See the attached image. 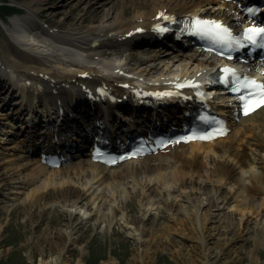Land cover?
I'll return each mask as SVG.
<instances>
[{
	"label": "bare ground",
	"instance_id": "bare-ground-1",
	"mask_svg": "<svg viewBox=\"0 0 264 264\" xmlns=\"http://www.w3.org/2000/svg\"><path fill=\"white\" fill-rule=\"evenodd\" d=\"M111 1L113 6L96 7L82 16L69 13L72 22H78L76 27L62 26L60 20L46 17L42 7L49 0H27L21 4L24 13L12 15L9 23L1 22L9 36L6 42L0 41V96L6 105H16L6 113L11 114L7 125L11 120L18 127L15 133L21 135L18 144L11 146V153L15 156V169L36 165L33 172L26 174L32 176L30 182L37 183L36 187L26 192L11 189L9 193L16 196L11 199L17 201L12 206L21 205L33 225L37 209L43 216L50 215L44 231L35 238V228L30 229L31 235L23 244L40 250L42 257L37 264H70V252L73 247H80L76 264H82L87 251L82 240L89 228L96 229L102 222L113 228L120 216L132 223L127 225L136 246L142 248L134 263L155 264L158 247L178 251L189 241L193 253L186 264H243L246 237L257 240L248 255L250 264L258 262L255 249L261 245L257 236L264 232V222L244 210L240 218L237 214L239 205L250 209L254 208L251 204L264 199V107L231 123L224 138L177 144L113 165L94 161L91 152L70 160L71 150L65 148L58 168L43 164L46 156L42 152L32 160V152L58 148L59 145L44 140L46 136L66 135L72 146H78L84 145L93 133L101 132L105 123L119 133L123 124L116 110L126 111L123 108L128 114H132L129 110L143 109L141 116L149 120L147 125L151 121L164 125L181 114L170 108L176 99L199 97L201 89L207 87L204 81L217 73L225 61L194 48L178 60L173 59L184 62L177 75H158L161 52L168 53V49L155 43L165 42L164 29L177 25V19L222 20L234 28L251 23L241 9L244 0ZM56 13H64V18L68 15L63 11ZM172 34L179 40L175 45H185L180 33ZM140 42L158 53L138 58L136 52L126 55L121 51ZM111 45L119 47L106 48ZM114 56L119 60H112ZM163 65L175 67L170 62ZM245 67L260 66L250 63ZM215 101L224 103L228 111H239L227 107L223 96ZM129 120L131 116L125 115L124 125ZM38 122H45V127L41 125L38 130ZM118 136L120 140L121 135ZM245 137L248 140L242 145ZM226 139L228 143L222 142ZM8 176L9 173L0 171L1 189L11 185ZM226 185L238 202L234 210H225L205 195L210 187L218 194ZM22 193L26 197L22 198ZM132 199L137 200L142 211L135 221H129L134 210L127 209ZM220 199L227 201L228 197ZM161 200L166 205H161ZM50 213H62L63 222L58 223ZM163 213L172 222L169 225L173 229L169 231L147 223L149 216ZM195 223L197 226L193 227ZM4 225L0 231H4ZM190 230L196 233L195 237ZM5 252V248H0V256ZM99 264L118 262L111 257Z\"/></svg>",
	"mask_w": 264,
	"mask_h": 264
},
{
	"label": "rangeland",
	"instance_id": "rangeland-1",
	"mask_svg": "<svg viewBox=\"0 0 264 264\" xmlns=\"http://www.w3.org/2000/svg\"><path fill=\"white\" fill-rule=\"evenodd\" d=\"M26 1L27 0H0V41L2 43L6 42V38L9 36V34H7L2 29L1 22L6 21L9 23V18L12 15L24 13L26 10L21 4L25 3ZM113 2L114 1L111 0H92L91 3H83L75 0H49L48 4L44 5L42 9L46 12V17H52L51 19L54 21L60 20L62 26L76 27L78 22L77 24L72 22V19L69 18L71 14L75 13L78 14V16H82L87 12L92 11V9L96 7L104 9L106 7L108 8L109 6H113ZM60 11L66 12V14L68 13L67 17H63L64 13H62V15H60V13H56ZM89 25L97 26L98 23H89ZM116 46L117 45H111L107 46L106 48L119 47ZM154 49L155 48H151L150 46L140 42L135 46L123 48L121 51L126 55L128 52H136V54L138 53L137 57H148L151 56L152 53L157 52L153 51ZM167 52L168 53L165 54L161 52L163 54L161 57L162 61L159 62H162V64L160 70L158 71V75L160 73L164 74L166 77H172L177 75V73L182 70L181 65L184 63L181 60L174 62L173 59L177 58L178 60L180 56H183L185 51L183 52L181 50L178 51L169 49ZM186 52L189 53L190 50H187ZM111 59L119 60V58L115 56L111 57ZM163 62H170L171 65L175 64V67H171V69L164 67ZM1 106L2 104L0 103V117L1 119L3 118L2 123H0V171L9 173L10 176H8L7 181L12 183L7 187V189H1L0 187V228L3 224L6 226L4 231H0V248L6 249V252L0 256V264H37L42 257L40 250L30 247L28 243L25 245L23 243H25L27 238L31 235L29 232L30 229L35 228V238H37L40 233L44 231L49 221L50 215L46 214L43 216L40 213V209H37L35 211V215L33 216L34 221H36L34 222L35 225H33V222L27 219L28 214L21 205L18 204L15 205V207L12 206V204H16L17 201L14 202L11 199L16 197L14 194L9 193L12 191L11 189H13V191L22 190L23 192H26L36 187L37 183L30 182L32 181L30 180L32 176L26 175L31 171L33 172L36 168V165L35 163L29 165V167L24 170L15 169V156L11 153L13 151L11 146L18 144L20 136H15L11 131H5V129H9L5 128L8 127L6 126L8 119H4V117H6L5 115H7V108H3ZM247 137L250 138L251 135ZM247 137L243 138L242 145H244L248 140ZM222 142L228 143L229 140L226 139ZM31 158L32 160H35L36 156H31ZM20 173H23V178L21 177ZM28 181L30 183H28ZM23 182L25 183L23 184ZM19 186H21L22 189L11 188ZM205 195L210 197L212 201H214V204L221 206L225 210H234L236 206L238 207V202L233 196H231L229 185L221 187L218 191V194L214 193L210 187L207 189ZM225 196L228 197L227 201H219L221 200L220 197ZM21 197H26V194L22 193ZM262 200L264 201V199H261L260 201L258 199L256 201L257 203L254 202V205L251 204L250 206H254V208L251 207L250 209H247L248 207L245 206L243 207V205H239L240 210H238V218L242 216L241 210H244L246 212L253 213V215L257 216L260 221L264 222V202ZM159 203L161 205H166V202H163L162 200ZM131 208L134 211L133 216L129 218V221H135L142 215V211L140 210V206L136 199H132L130 205L127 206V209L130 210ZM49 212H51V210ZM50 214L58 223L63 222L64 215H62V213ZM116 220L117 222L113 228H108L105 222L97 225L96 229L92 227L89 228L82 240L84 244H87V247H85L87 251L82 264H99L102 260L109 259L111 257H113L115 261L118 262V264H142L140 261L134 263L136 260L135 256L142 252V248L139 249L136 246V241L130 232L131 230L129 225L132 223H129L128 220L125 221L123 218L121 219L120 216ZM93 222L94 221L91 220L90 224H93ZM147 223L154 227L163 228L164 230L168 231L173 229V225H169L172 224V222H170V218L166 213H163L160 216H149L147 218ZM196 226L197 225L195 223L193 227ZM190 231L192 236L195 237L196 233H192V230ZM257 238L261 240V245L255 249V256L259 261L254 264H264V232H260ZM256 242L257 240L252 237H246L245 241L243 242L245 251L243 264L251 263V258H249L248 254L252 249L254 250ZM188 243L189 241H186V243L183 244L178 251H173V249L171 250L169 247H158L154 257L155 264H186L190 260L193 253V249L188 245ZM79 248L80 247H73L72 251L70 252V264H76Z\"/></svg>",
	"mask_w": 264,
	"mask_h": 264
},
{
	"label": "snow or ice",
	"instance_id": "snow-or-ice-1",
	"mask_svg": "<svg viewBox=\"0 0 264 264\" xmlns=\"http://www.w3.org/2000/svg\"><path fill=\"white\" fill-rule=\"evenodd\" d=\"M196 25H197V31L200 34H209L212 32H215V34L217 36H220L221 33H227L228 29L224 28L223 25H221L219 22L216 21H202L197 19L196 20ZM261 38L264 39V27L261 28H249L246 30V39L249 40L250 42H252L253 44L256 43L257 38ZM226 73L227 72H231L233 76H235V70H231V69H225L224 70ZM239 85L234 88V91H238L239 90ZM243 87L245 88H256L259 89L261 95L259 100L252 106V109L249 108V106L246 104L245 105V114L248 113V111L250 110H254L255 107L260 106L261 104H264V84L258 83L255 80H250L247 81L243 84ZM167 95V94H166ZM202 139H208L210 137H201Z\"/></svg>",
	"mask_w": 264,
	"mask_h": 264
}]
</instances>
